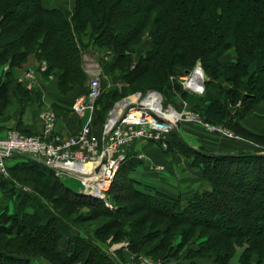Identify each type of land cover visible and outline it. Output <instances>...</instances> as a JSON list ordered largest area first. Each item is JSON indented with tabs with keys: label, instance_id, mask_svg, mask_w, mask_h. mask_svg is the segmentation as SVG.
Instances as JSON below:
<instances>
[{
	"label": "trees",
	"instance_id": "trees-1",
	"mask_svg": "<svg viewBox=\"0 0 264 264\" xmlns=\"http://www.w3.org/2000/svg\"><path fill=\"white\" fill-rule=\"evenodd\" d=\"M74 1L73 11H63L45 7L42 0H0V67H8L0 73V117L13 103L8 85L14 72L31 59L45 62L43 76H52L62 94L84 87L88 78L83 57L88 49L111 51L105 69L118 70L134 91L152 88L154 81L170 90V77L190 72L199 61L208 75L200 118L238 134L244 132L239 122L264 101V0ZM147 34L151 49L130 69L132 54ZM232 49L235 61L225 60ZM39 99L37 93L34 100L40 106ZM112 104L105 101L101 107L106 112ZM262 130L258 136L242 138L264 148ZM163 152L184 156L191 168L200 170L209 190L183 199L144 185L129 176L141 164L129 155L108 192L112 196L116 180L123 176L127 187L121 190L130 196L115 199L136 204L122 208L108 209L101 200L74 192L51 169L28 158H20L8 174L29 175L56 194L58 202L90 209L86 220L109 219L101 232L113 241L127 240L132 254L164 264H231L237 248H242L238 264H264V154H206L189 147L176 131ZM251 165L252 174L246 170ZM18 198L20 206L14 204L11 213L0 214V235L11 236L6 242L0 239L6 243L0 248L10 250L0 252V264H30L37 254L55 264H111L75 235L62 215H52L24 192ZM225 198L240 207L237 215H230L232 206L224 203ZM23 203L33 213L24 211Z\"/></svg>",
	"mask_w": 264,
	"mask_h": 264
},
{
	"label": "rangeland",
	"instance_id": "rangeland-1",
	"mask_svg": "<svg viewBox=\"0 0 264 264\" xmlns=\"http://www.w3.org/2000/svg\"><path fill=\"white\" fill-rule=\"evenodd\" d=\"M42 3L47 8H54V9L63 10V11H65V10L73 11L75 8V1L74 0H42ZM150 49H151L150 34H147L143 38V41L141 42V44L138 45V47L135 49V52L132 54V57H131L132 61L130 64V69H133L135 67V65L137 63V58L139 56L144 55ZM110 53H111V51H109L107 49H105V50L95 49V51L88 49V50H86V52H84V57H83L84 58L83 59L84 60V70L87 74L88 80H87L86 85L84 87L76 89L74 91L75 92V97H74L75 99L78 98L79 96H84L87 92V83H88L91 75L100 72L99 81H100L101 88L103 90V94H102L103 98H102V101L99 102L98 109L95 112V118H96V122L94 124L95 130H97L98 128L101 127L102 123H104L105 119L107 118L108 113L114 107L121 109L123 106H125V104L128 101L131 100V98H133L137 94H143L144 95L148 91H154L153 88L158 90V93H160L162 95L166 104L172 105L178 112L184 113L187 116H199L200 117V114L198 113V111H199L201 103H202L201 100H202V97L204 95V92L200 95L193 93L192 91H190L189 89H187L185 87V82L182 81V80H184L183 77H189L194 72V70L196 68H199L203 74V86L205 87V82H207V80H208V75H206L204 73V71L202 69V65L199 61L195 64L194 68L190 72L187 73L185 71H183V72L180 71V73H176L175 76H171L170 79H171L172 85H171L170 90L167 87H165V83L162 84L160 82L158 83L157 81H154V84H155L154 87L145 88V90L143 89V91L140 89H137L134 91L133 87L128 86L127 84H125L122 81L121 73L118 70L114 71V70L105 69L106 68V65H105L106 62L107 63L109 62L108 61L109 59H107V57L110 56ZM224 58L228 59V60L229 59L230 60L235 59L236 58L235 51L233 49L227 51ZM45 69H46L45 62L38 63L37 61H34L33 59H31L30 61H28V63L24 64L22 66V68L16 70V75L17 74L19 75L20 73H22L18 77L22 76L19 79V83L25 84V92L26 93H24V95L26 97L28 96V93H29L32 96L31 98L35 99V95L37 93L39 94V92L34 89V84L36 82V78L41 79L42 81H45L47 83L48 82L49 83L54 82L52 76H48L47 78H45L43 76ZM28 70L33 71V79H31V80H25L24 79L25 73ZM2 72H4V71H2ZM165 81L167 82L168 78H166ZM56 86L58 88L57 84H56ZM135 89H136V87H135ZM58 91L60 92L59 88H58ZM71 93L72 92H69V93H66L63 95H67V94H71ZM113 94H114V96H115V94H117V97L114 98ZM75 99L72 100L71 105H70L71 112H72L71 106H72V103L74 102ZM105 101L113 102V104L111 105L112 107L110 109L106 110V112L103 111V109L101 107L102 103ZM131 101H133V99ZM40 103L42 105V101H40ZM37 107H40L38 105V103H37ZM72 114H73V116L75 115L73 112H72ZM40 121H41V119H40ZM79 122H80V124H78L79 126L76 128V132L82 127L85 120L79 119ZM189 125L195 127L196 129L201 130L203 135L207 136V139H205V141H206L205 143H203L202 138H200V140H199L197 137H196V139L192 137L195 141H198L200 143L202 142L206 146V147L202 148L204 146V145H202L201 148L198 147L195 150L205 152L206 154L214 155L213 153L208 151V150H210L208 147L209 145L213 146V150H214V147L215 146L218 147L219 144L221 145L224 143L226 144V143H230V142L244 141V142H247V143H250L253 145V152H249V153L264 154V148L263 147L257 146L256 144H253V142L242 138V137L251 138L254 136H258L263 131L262 129H264V101H262L256 105V108L254 109L253 114L247 118L246 122L244 123V126L240 125V127L244 129L243 130L244 132H241L242 134H238L237 130L233 131V130L227 129L226 127H223L224 129L228 130L232 134V136L229 137L230 135L225 134V133L209 132V131L205 130V128H203V126H201L200 124H198L196 122H190V121L181 122L178 125L177 129L181 128L182 126H189ZM218 126H220V125H218ZM42 132H43V128H42ZM245 134H248L249 136H247ZM193 139H192V143L195 144V141ZM180 149H181L180 151L183 152L182 147ZM172 153L173 152H171V154ZM236 153H239V152H234L232 154H236ZM245 153H247V152H245ZM131 160H133V159H131ZM134 161H137V160H134ZM197 162H198V160H195V163H197ZM253 167L254 166L251 165L246 170L251 172V171H253V169H252ZM251 174H252V172H251ZM137 175H138V173L135 170L129 174V176L134 178V179L137 178ZM122 178H123V176L122 177L120 176L116 180V184L114 185V188L112 191V196L107 198V203L104 202L103 200H101L102 202H104L105 207H107L108 209H112V208L115 209L116 206L122 208V207H127L129 205L133 206L136 204V202H134L133 200H131L129 202L130 204H126L125 202L117 201L115 199V196H130L127 190H124V189L121 190V187H125V188L127 187V183L125 181H123ZM2 180H3V182H2ZM60 181L62 183H64V185H66L67 187L71 188L76 193H79L81 190L80 183L75 178H68L65 176H61ZM0 182L3 183V186L0 188V190H1L2 199L4 202V206L0 207V214L5 212V211H7L8 213H11L13 208H14V204H16L17 207L20 206L21 201H19L18 195H19V193L24 192L26 194L31 195L32 198H34V200H37L42 205V207L44 209H46L47 211H49L50 213H52V215H55L56 217H58L59 215H62L63 216L62 222L64 224H66L75 235L80 237L85 242H89L93 247L98 249L100 251V253L103 256H105L111 262V264H128V262H129L128 257L131 255H140L144 258L152 260L155 263L164 264L161 261L153 260L151 256L142 255V254H132L129 251L127 240L123 239V240L113 241L112 238L110 237V235L106 236L105 233L103 234L101 232L102 226L105 223L110 222L109 219H107L105 217H97L96 219H93L92 221L86 220L85 218L87 216L91 215L92 211H90V209H87L84 207H82V208H70V207H67L66 205L58 202L56 194H53V192L46 190L44 187L41 186V184H39V182H37V180L33 179L29 175H26L23 173H18V172L9 173L8 177L0 178ZM135 188L137 190H143L142 187H139L137 185H135ZM224 203L231 204V200L229 201L228 198H225ZM107 205H111V208H109ZM22 206L24 207L23 209L26 208V210H24V211H26L27 213H29V214L33 213V208L29 207V205L26 206L25 203H23ZM231 206H232V208H230V209H232V210L230 211V215H233V214L237 215L240 212L239 211L240 207L239 206L236 207L235 203H232ZM142 215H143V213H141L139 216H142ZM137 217H138V215L136 216V218ZM3 224H5L7 227L12 226L11 222H6V223L4 222ZM161 225H158L157 227L160 231H163L164 227ZM125 227H126V229H124V230L127 231L128 226L126 225ZM49 236L53 237L52 234ZM8 237H11V236H9L8 234H6V235L3 234V236L0 235V239L4 240L5 242L7 241V239H9ZM174 239H175V242L179 241V238H174ZM4 241H0V245H2L3 247L6 245V243ZM41 242L42 241H40V243ZM189 245H190V247H193V246H191V244H189ZM189 245H188V247H189ZM242 251H243L242 248H237L235 256L231 260V264H238V258L240 257ZM0 252L7 254L10 252V250L0 248ZM30 264H55V263L53 261H51L50 259L45 258L43 256H39L37 254L36 256H34L31 259Z\"/></svg>",
	"mask_w": 264,
	"mask_h": 264
},
{
	"label": "built area",
	"instance_id": "built-area-1",
	"mask_svg": "<svg viewBox=\"0 0 264 264\" xmlns=\"http://www.w3.org/2000/svg\"><path fill=\"white\" fill-rule=\"evenodd\" d=\"M197 70L201 71L196 68L194 72ZM99 76L100 72L92 74L87 83L86 94L72 103V112L79 119L85 120L73 135L64 137L55 133L57 116L49 110L40 115L43 126L41 136L25 135L17 130H8L0 136L1 177H8L7 163L14 157L42 161L56 177L65 176L78 180L81 186L79 193L82 195L107 203L115 176L127 160L128 150L134 143L153 142L167 151L170 134L183 121L196 122L209 132L232 136L228 130L205 123L199 116H187L178 112L172 105L166 104L162 95L156 91L137 94L133 101H128L121 109L114 107L101 127L95 130V112L103 94ZM189 77H183L185 87L193 93L202 94L203 79L200 87H191L188 86L192 81ZM24 79H33V71L28 70ZM133 111L139 113V118L130 122L129 114ZM147 118L150 122L146 121ZM107 206L111 208V205ZM128 258V264H160L140 255Z\"/></svg>",
	"mask_w": 264,
	"mask_h": 264
},
{
	"label": "crops",
	"instance_id": "crops-1",
	"mask_svg": "<svg viewBox=\"0 0 264 264\" xmlns=\"http://www.w3.org/2000/svg\"><path fill=\"white\" fill-rule=\"evenodd\" d=\"M225 59V58H224ZM226 60V59H225ZM235 61V59H231ZM7 66L0 67V73L7 70ZM14 72L13 81L8 85V93L13 98V103L3 116L0 117V136L8 130H17L25 135H42V123L40 115L44 111H53L57 116L55 133L68 137L76 133V128L80 124L79 119L71 112L70 105L75 99V92L63 95L58 91L56 84L47 83L36 78L34 89L40 94L42 105L37 107V101L28 93L26 97L25 84L19 83L22 77ZM80 97V96H79ZM247 119L239 122L243 125ZM178 136L191 148H201L207 136L195 127L182 126L177 129ZM196 137L203 143L195 141ZM192 139L195 144L192 143ZM198 142V143H197ZM224 143V142H223ZM194 145V146H193ZM223 145V146H222ZM206 147L205 145L202 147ZM213 154H232L234 152H253V145L244 141L219 144L218 147L208 146ZM130 159L141 160V164L135 168L138 173L136 180L144 185L156 188L164 193L180 196L187 199L201 191L209 190V184L202 179L199 169L191 168L188 160L182 155L173 152L165 154L163 150L153 142L139 141L132 145L128 150ZM21 163L19 157H14L8 161V169L12 170L17 164ZM4 206L0 190V207Z\"/></svg>",
	"mask_w": 264,
	"mask_h": 264
},
{
	"label": "bare ground",
	"instance_id": "bare-ground-1",
	"mask_svg": "<svg viewBox=\"0 0 264 264\" xmlns=\"http://www.w3.org/2000/svg\"><path fill=\"white\" fill-rule=\"evenodd\" d=\"M192 79L191 83H189L188 86L191 85L192 86H196V87H200L201 85V82H202V79H203V74H202V71H195L193 72V74L189 77ZM139 118V113H137V111H133L132 113L129 114V121L130 122H134V121H137V119ZM147 122H150V119L147 118L146 120Z\"/></svg>",
	"mask_w": 264,
	"mask_h": 264
},
{
	"label": "water",
	"instance_id": "water-1",
	"mask_svg": "<svg viewBox=\"0 0 264 264\" xmlns=\"http://www.w3.org/2000/svg\"><path fill=\"white\" fill-rule=\"evenodd\" d=\"M133 98H131V100H132ZM38 163H40V164H43V162L42 161H38Z\"/></svg>",
	"mask_w": 264,
	"mask_h": 264
}]
</instances>
